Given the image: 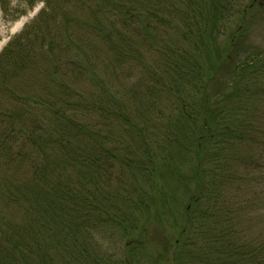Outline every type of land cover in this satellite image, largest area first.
I'll return each mask as SVG.
<instances>
[{
	"label": "trees",
	"instance_id": "16d2710c",
	"mask_svg": "<svg viewBox=\"0 0 264 264\" xmlns=\"http://www.w3.org/2000/svg\"><path fill=\"white\" fill-rule=\"evenodd\" d=\"M21 1L43 8L0 53V264H124L101 241L145 242L179 189L193 257L173 264H264L240 222L264 201V50L241 46L258 2Z\"/></svg>",
	"mask_w": 264,
	"mask_h": 264
},
{
	"label": "rangeland",
	"instance_id": "374dc122",
	"mask_svg": "<svg viewBox=\"0 0 264 264\" xmlns=\"http://www.w3.org/2000/svg\"><path fill=\"white\" fill-rule=\"evenodd\" d=\"M1 1V0H0ZM254 0H244V4H251ZM254 9L248 13L249 28L245 36V42L242 41L241 46L247 47V50L256 49L264 50V0H256ZM6 5V9L0 5V53L4 47L12 40L16 35H18L25 25L29 24L39 11L43 8L41 2H37L34 6L30 7L28 4L21 0H3ZM263 3V4H262ZM23 75L21 78L16 79L13 83L18 86L19 90H24L23 86H31L34 89L33 93H41V78H38L36 82L33 78ZM130 76V78L128 77ZM124 77L129 78L130 81H124L123 87L128 88L131 86L132 81L135 79L134 75H128L124 73ZM40 87V88H39ZM11 96L0 89V107L12 109L16 106L14 101L10 98ZM264 105V104H263ZM264 109V106H263ZM242 170V169H241ZM117 169V173H119ZM247 172V171H245ZM248 173V172H247ZM238 174L243 176V180L246 177L243 172L240 171ZM7 175V171L0 169V179L2 176ZM161 183V181H160ZM165 186V185H162ZM242 191L233 194V202H241V205H246L244 202L248 198L249 186L244 183L240 187ZM171 189L168 188V193ZM185 191L179 189L176 196L178 197L179 204H172L174 207L173 214L167 217L168 223H151L144 237L145 242L133 243L129 240L122 239L121 236L117 235L111 236L110 239L106 241H101L103 243V248L106 252L112 255L114 260L121 259L124 260V264H173V260H179V258H186L187 256L193 255L190 252H183L181 247L179 249L175 248V235H177V230H175V223H183L185 219V207H187L188 196L185 195ZM244 193V195H242ZM187 194V193H186ZM232 193L226 195V199L230 201ZM179 205V206H178ZM19 216L17 215V218ZM240 222L243 224V237L251 238L261 235L264 237V201L257 205V211L248 214V212L241 215ZM169 243L168 248H164L165 245ZM164 257L165 259H161Z\"/></svg>",
	"mask_w": 264,
	"mask_h": 264
}]
</instances>
